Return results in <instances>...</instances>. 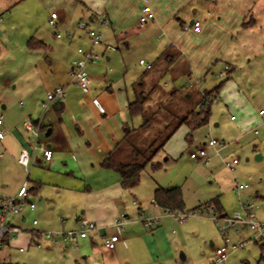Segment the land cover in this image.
Wrapping results in <instances>:
<instances>
[{"label":"crops","instance_id":"crops-1","mask_svg":"<svg viewBox=\"0 0 264 264\" xmlns=\"http://www.w3.org/2000/svg\"><path fill=\"white\" fill-rule=\"evenodd\" d=\"M257 2L264 0H149L153 17L140 22L142 0H52L58 12L57 27L51 28L52 39H30L36 47H28L43 54L26 76L27 86L22 92L25 102H16L13 94L0 95V117L6 129L0 139V195L15 194L26 176L28 200L35 204L33 210L25 208L11 218L23 231L6 239L0 249V264H14L9 261L13 245L19 252L31 247L42 250L63 246L65 242L59 235L51 242L41 233L61 227L76 229L82 217L96 224L97 230L76 241L81 247L78 257L100 255L98 245L106 252L104 264H143L144 256H151L147 241L155 240L160 232L156 229L157 219L166 213L154 204L153 193L163 186L146 189L152 195L147 208V204L142 206L138 184L132 189L123 188L118 172L102 165L124 138V127H136L141 122L139 116L131 117L129 113V103L135 98L134 84L164 53L177 52L188 65V80H204L212 62L229 56L234 36L251 31L255 23L252 10ZM100 14L106 19L100 27L101 41L91 45L86 30L76 25L84 20L93 27ZM246 19L252 23L242 26ZM191 21L200 22L198 31ZM60 30L64 35L56 37ZM79 48L91 50L96 56L86 66L90 78L87 90L72 82L68 74L72 62L81 57ZM139 60L151 67L145 68ZM228 60L233 62V57ZM231 62L219 71L220 78H233L235 67ZM55 86L64 88V99L50 103L47 92ZM25 120L40 124L41 141L53 149L49 161L42 158L41 151H35L29 173L18 162L21 149L30 150L32 143L31 133L22 125ZM206 154L208 160L197 159L208 162L219 155L214 149L206 150ZM33 167H40L42 172L30 178ZM132 207L153 216L156 223L147 227L143 222L146 219L141 223L126 219L115 248L107 249L102 237L114 233V222L124 212L128 217L126 210ZM38 242L42 248L36 246Z\"/></svg>","mask_w":264,"mask_h":264},{"label":"rangeland","instance_id":"rangeland-1","mask_svg":"<svg viewBox=\"0 0 264 264\" xmlns=\"http://www.w3.org/2000/svg\"><path fill=\"white\" fill-rule=\"evenodd\" d=\"M52 4V0H0V95L13 94L16 102H25L22 92L27 86L26 76L43 54L30 49L28 42L30 39H52V27L47 21L52 10L58 17ZM252 16L255 23L251 31L234 36L229 56H221L212 62L204 80L189 81L183 74L181 63L169 71L171 74L166 72L159 80L165 90L190 86L188 89L192 96L186 107L191 110L203 91L211 90L223 79L218 73L233 57V78L223 83L212 102L208 123L195 129L190 139L186 138L187 126L181 125L141 173L136 188H141L142 206L147 204L149 208L152 195L146 191L154 185L180 187L185 211L201 206L200 213H188L182 220L167 213L163 219H157L159 226L156 229L160 232L154 241H147L151 246V256L146 254L143 264H214V250L224 246L227 257L218 264H264V252L260 258L261 239L253 241L256 232L236 224L227 229L228 241L225 244L220 226L226 223L223 218L216 222L212 215H219L213 214L216 212L213 207L206 209L204 205L217 198L230 216L240 211V202L251 203L255 220L264 224V115L258 113L264 107V2L256 3ZM59 33L64 35L61 30ZM157 66L144 72V80L161 74L164 69ZM254 130H257L256 134ZM209 139L223 143L219 155L208 162L189 156L200 147L213 151V148L205 146ZM232 159H237V163L230 169L225 163ZM158 164L159 167L153 169V165ZM30 169V178L42 172L40 167ZM239 184H247L248 187L238 190L236 186ZM126 214L125 220L136 219L140 223L143 219L153 218L136 207L127 209ZM35 219L38 222L39 218ZM124 227L123 224V230ZM64 229L69 228L48 231ZM244 240L247 243L242 248L235 247ZM64 244L61 247L57 244L54 249L31 247L24 252H19L18 246L13 245L9 250V261L14 264H104L106 252L101 245H98L100 255L83 259L78 257L79 243Z\"/></svg>","mask_w":264,"mask_h":264},{"label":"trees","instance_id":"trees-1","mask_svg":"<svg viewBox=\"0 0 264 264\" xmlns=\"http://www.w3.org/2000/svg\"><path fill=\"white\" fill-rule=\"evenodd\" d=\"M252 20L242 23V26H249ZM29 47L34 46L32 40L28 42ZM179 53L164 55L156 62L152 69L162 67L164 70L154 78L144 80V74L135 82L134 101L129 103V113L131 117L139 116L141 122L136 127H124V138L116 145L111 154L105 158L102 165L113 169L120 175L121 186L125 189L134 188L140 181V176L145 166L150 162L153 155L164 147L166 141L183 124L188 128L187 139L191 138L192 132L207 124L212 102L217 98V94L223 83L230 76H225L214 88L204 93L199 101L193 105L192 109L186 106L192 94L188 88L190 86H181L165 90L160 84V79L166 72L171 71L178 64L184 67L183 74L188 73L187 63L181 61ZM174 64V65H173ZM151 69V70H152ZM226 72L228 73L229 70ZM171 74V72H169ZM187 93V95H185ZM61 107L58 108V111ZM163 138V139H162ZM159 167L153 165V169ZM154 204L160 206L165 212L181 211L183 213H193L200 209L197 206L189 211H185V204L180 187H157L153 193ZM206 209L213 207L220 217H225L223 207L217 198L204 203ZM261 255L264 252V244H260Z\"/></svg>","mask_w":264,"mask_h":264},{"label":"built area","instance_id":"built-area-1","mask_svg":"<svg viewBox=\"0 0 264 264\" xmlns=\"http://www.w3.org/2000/svg\"><path fill=\"white\" fill-rule=\"evenodd\" d=\"M143 1V8H142V15L140 16L139 20L140 22H145L148 18L153 17L152 10L149 6L148 1L149 0H142ZM57 14L55 12L50 13V17L48 19V24L52 28L57 27ZM96 25L90 26L86 21L82 20L77 23V27L80 29H85L89 41L91 45H96L100 43L102 32L100 30V27L105 24L106 19L102 14L98 15L96 18ZM192 27L195 31H198L200 29V22L199 21H193ZM56 37H61L60 33H56ZM78 52L81 54V57L74 60L72 62L71 68L69 70V77L72 82L77 83L79 86H81L84 90H87L88 85L90 83V78L88 76V73L86 71V66L94 60L96 57L91 50H83L82 48L78 49ZM139 63L143 65L145 68H150L151 65L149 63H146L144 60H139ZM223 73H220V76L223 77ZM64 99V88L62 86H55L51 90L47 92V100L48 102H54V101H62ZM259 115H264V107L259 109L258 111ZM23 128L31 133L32 136V143L30 144V150L28 148H22L19 155H18V162L24 166L26 169V172L29 173V167L31 164V158L35 151L39 150L41 151L42 158L45 161H49L52 158L53 155V149L47 146L44 142L41 141V126L37 122H33L31 120H25L22 123ZM6 132V129L4 127V123L2 118L0 117V139L4 137V134ZM254 133H257V130H254ZM205 146L211 147L214 149L216 154H219V151L223 147V143H219L216 139H209ZM189 156L191 158H204L208 160L205 147H200L199 149L192 151L189 153ZM237 163V159H232L231 161H227L225 164L228 168L232 169L233 166ZM247 184H239L237 186L238 190H242L247 188ZM29 183L28 180L25 179L21 185L19 186L18 190L13 195H0V249L4 246L6 239L13 238L16 236V234L23 231V228L14 224L11 221V218L13 216L21 214L25 208H28L30 210H33L35 207V204L28 200L29 197ZM253 205L251 203H242L240 202V211L233 212L230 216L225 217H215L213 216V219L218 222L220 218H223L224 222L226 223L223 226H220V231L222 235L224 236L225 244L227 243L228 239L226 238V232L227 229L234 227L236 224L248 228L252 230L255 233V237L253 238V241H257L259 239H264V224H260L255 220L254 213L252 211ZM171 217L182 220L184 219L188 214L183 213L181 211H168L166 212ZM200 212L196 211L192 214H198ZM214 212L213 214H215ZM125 222V216L124 214H121L117 220L114 222V228L115 232L108 235L103 236V245L109 250H112L115 248L116 243L119 241V231L121 230L123 224ZM145 226L151 227L156 223L155 219H146L143 221ZM33 223L35 224L36 221L34 220ZM77 228L76 229H64L57 232L53 231H45L41 233V236L45 238L46 240H49L51 242H55V235H59L63 242L65 243H74L80 238H85L89 233L94 232L97 230L96 224L89 221L87 218L82 217L79 218L77 222ZM250 241V240H249ZM247 241H240L237 246L238 248H242ZM37 247H42L41 243L36 244ZM215 258L214 264H218L219 262L223 261L227 257V248L224 246L223 248H216L214 250Z\"/></svg>","mask_w":264,"mask_h":264},{"label":"water","instance_id":"water-1","mask_svg":"<svg viewBox=\"0 0 264 264\" xmlns=\"http://www.w3.org/2000/svg\"><path fill=\"white\" fill-rule=\"evenodd\" d=\"M191 23H192V21H191ZM256 157H257V158H260V155H257Z\"/></svg>","mask_w":264,"mask_h":264}]
</instances>
